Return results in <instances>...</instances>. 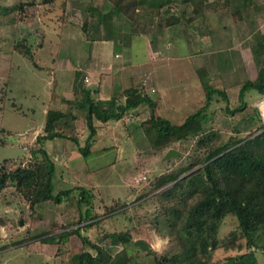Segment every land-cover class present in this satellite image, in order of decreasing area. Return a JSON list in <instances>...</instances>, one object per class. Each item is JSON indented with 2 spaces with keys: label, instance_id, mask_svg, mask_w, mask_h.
Here are the masks:
<instances>
[{
  "label": "rangeland",
  "instance_id": "rangeland-1",
  "mask_svg": "<svg viewBox=\"0 0 264 264\" xmlns=\"http://www.w3.org/2000/svg\"><path fill=\"white\" fill-rule=\"evenodd\" d=\"M25 1L0 0V125L10 130L9 135L4 134V144L0 146L1 163L13 158L17 166L34 164L31 149L38 145L37 136L44 133L47 111L60 106L53 99L54 95L62 93L60 82H54L53 70L61 55L64 65L58 76L73 75L83 82V73L89 71L85 73L93 84L97 73H105L113 67L115 82L107 87V93L134 82L158 101L157 113L172 123L182 122L204 105L207 90L200 76L204 73L208 83L227 93V98L219 92L213 93L205 107L211 114L210 125L218 129L224 139L234 134V125L264 98V93L252 88L246 92L248 106L244 111L232 114L227 109L241 104L239 92L243 82L254 80L264 64V53L258 62L254 50L264 32V0H251L248 7L243 6L242 0H232L233 11L243 10L244 18L239 21L228 11L211 7L223 0H209L210 6L193 23L172 26H166V18L171 12H177V8L159 7L157 0H144L134 22L122 15L112 18V3L108 0H66L65 4L63 0H34L39 4L36 14L22 20L24 12L19 6ZM186 8L191 14L192 7L187 5ZM85 21L88 22L86 28ZM130 32L131 39L128 38ZM107 34L113 37L104 42ZM27 47L33 52V58L20 49ZM115 51H118L117 61L110 62L109 68L104 62H109L108 58L114 57ZM199 70L203 71L200 75ZM65 84L63 89H70V85ZM76 87L81 89L78 84ZM67 106L73 111L78 108L70 104L62 107ZM151 112L149 106L131 110L120 120H109V125L94 117L101 137L97 142L92 141L85 155L81 152L87 168L73 175L55 162L53 193L72 189L69 197L61 194L64 197L61 203L47 200L37 204L31 213L30 200L23 194H12L14 185L0 192V264H79L80 252L97 253L88 240L115 253L121 245L111 243L110 239L100 240V237L106 232L125 229L131 230L133 240L144 238L152 249L164 251L169 238L159 235L147 219L159 209L157 199L152 194L143 202L137 198L150 189L154 177L192 160L195 139L154 148L141 126ZM100 122L104 126L99 128ZM83 123L77 132L82 133L81 145L86 146L91 129L87 119ZM170 147L181 153L165 159ZM24 157L25 161L20 162ZM83 188L85 200L80 201ZM116 203L125 206L108 213ZM87 208L98 215L99 221L91 227L83 226L88 222L85 220L71 226L70 223L85 219ZM79 225H82L80 232H71L62 243L53 239L58 234L50 235L51 239L46 238V241L33 238L51 230L61 232ZM237 228L236 216L228 215L221 221L217 235L222 240ZM19 240L23 241L19 243ZM245 248L244 240L219 247L210 260L242 264L236 254ZM256 254L257 264H264V249H256Z\"/></svg>",
  "mask_w": 264,
  "mask_h": 264
},
{
  "label": "trees",
  "instance_id": "trees-1",
  "mask_svg": "<svg viewBox=\"0 0 264 264\" xmlns=\"http://www.w3.org/2000/svg\"><path fill=\"white\" fill-rule=\"evenodd\" d=\"M108 1L112 3L110 10L112 18L122 15L134 22L144 0ZM157 1L159 7L167 5L171 9L177 8V12H171L167 16L166 26L184 22L191 24L209 5V0ZM231 1H217L211 7L230 12L236 21L243 19V10L237 8L233 11ZM65 2L66 0H63L64 4ZM250 2L251 0H242L245 7H248ZM187 5L192 7L191 14L187 13ZM19 7L24 12L20 19L28 20L36 14L39 4L34 0H27L21 2ZM87 24L85 21V28ZM132 35L130 32L128 38L131 39ZM112 37L107 34L104 38ZM20 49L25 55L33 58V52L29 47ZM254 50L256 60L260 62V55L264 53V32L256 41ZM35 64L43 67L38 62ZM199 72L200 75L203 71ZM200 76L207 90L206 101L180 123H172L158 114V101L139 86L122 87L108 100H95L89 97L86 117L91 132L86 146L81 145L77 132L76 121L79 114L73 110L50 108L47 111L44 133L37 136L38 145L31 149L34 164L17 166V161L13 158H6L4 162H0V192L9 185H14L15 190L12 194H23L30 200L31 213H34L37 204L44 201L61 203L64 197L71 195L72 189L61 190L58 194L53 193L56 163L45 148V140L56 136L70 138L78 144L80 151L85 155L96 134L94 117L103 121L121 119L132 108L149 106L152 112L141 122V126L154 148L195 139L192 160L186 165L154 177L150 189L137 198L138 201L148 200L152 194L157 199L159 209L153 215H148L147 219L159 235L169 238L167 246L163 252L152 249L145 250L142 254L136 240L132 238L130 229L115 230L104 233L100 240L110 239L111 243L121 245L118 251L111 253L97 242L84 237L96 247L97 253L80 252L79 264H220V260L215 262L210 260L213 251L222 246L234 245L240 240L245 241L246 248L240 254H236V257L242 264H257L256 249H264V120L258 108L253 105L252 112L244 114L232 128L234 134L224 139L222 133L210 125L211 114L205 107L212 99L213 93L219 92L225 98L227 93L208 83L204 73ZM252 88L264 93V64L260 66L254 80L247 79L243 82L239 92L241 104L231 110L227 108L232 114L246 109L248 102L245 95ZM241 132L245 134L240 135ZM4 134L9 135L10 130L0 125V146L4 144ZM24 161L25 157L20 160ZM173 181L175 183L172 186L158 191ZM81 191L83 195L80 201L85 200V189ZM63 193L67 196H61ZM124 206L125 204L116 203L109 208L108 213L121 210ZM85 215V219L72 222L70 225H77L85 220L88 222L83 226L91 227L99 221L98 215L93 214L90 208L85 210ZM228 215L236 216L238 228L220 240L217 235L218 229L221 221ZM66 227L68 226H64ZM81 227L82 225H79L61 232L51 230L33 238L40 237L46 241L50 235L58 234L57 238L53 239L62 243L71 232L79 233ZM27 239H31V236H27Z\"/></svg>",
  "mask_w": 264,
  "mask_h": 264
},
{
  "label": "crops",
  "instance_id": "crops-1",
  "mask_svg": "<svg viewBox=\"0 0 264 264\" xmlns=\"http://www.w3.org/2000/svg\"><path fill=\"white\" fill-rule=\"evenodd\" d=\"M227 31V29L225 30ZM104 42H107L108 40L105 39L103 40ZM114 43V42H112ZM113 48H115L114 46H112ZM118 51H115L114 53V57L108 58V61H105L104 63L108 66V64L110 65V62H112L113 60L117 61L116 55ZM63 56H59V59L57 61V65L55 66V69L53 70L54 72V82L55 81H59L61 89H63L65 86H63V83H66L65 85H70V89L68 90H61L62 93L54 95L55 97L53 98L54 101L56 103H60V106H57V108L55 109H59V110H63V111H69L72 110L71 106L70 108L67 106L65 109H63V105L64 104H70V105H75L77 106V110H75L74 112H77L79 114V117L76 121V125H77V129L81 128L83 126L84 119L86 121L87 117H86V112H87V103H88V98L89 97H93L95 100H108L110 99V97L112 96L113 93H115L117 90L116 89H111L110 93H107V87H109V85L114 84L115 80V76L114 73L115 72L113 69V67L110 68V66H108L110 69H106L107 71H105V73L99 72L97 73V78L93 80V84H91V79L89 78L90 76H88L89 74H86L89 71H85L84 74V81L80 82V77H75L73 75H71V77L67 76V74L63 77H60L58 75L61 74L63 66L62 64L64 63L63 60L64 58ZM112 59V60H111ZM112 64V63H111ZM64 65V64H63ZM67 71V70H66ZM69 72V70H68ZM82 74V75H83ZM88 77L89 80H86L85 77ZM63 80H66V82H61ZM79 81V82H78ZM109 81V82H108ZM78 85L81 86V89H79V87H76ZM133 86H137L134 84H131ZM73 86V87H72ZM122 88V87H120ZM110 90V89H109ZM119 90V88H118ZM54 109V108H53ZM144 109V107H139V108H132L131 110H142ZM100 120V119H99ZM113 120V119H110ZM115 120V119H114ZM120 120V119H119ZM88 121V120H87ZM101 122H104L107 125H109V120L107 121H103L100 120ZM100 122V123H101ZM99 125V128L102 127V123ZM117 123V122H116ZM87 125V124H86ZM96 125V124H95ZM103 125V126H104ZM98 126L96 127V135L95 138L93 140V142H97L99 137H101V134H98ZM82 136V133H79V137ZM81 143V141H80ZM45 148L47 149V151L49 152V154L51 155L52 159H56L57 161H55L57 163V166H61L63 171H69V173L75 175L76 173L83 171L85 168H87V164L85 161V156L81 153L78 144L73 141L70 138L67 137H61V136H56L53 138H48L45 140ZM65 175V172H63Z\"/></svg>",
  "mask_w": 264,
  "mask_h": 264
},
{
  "label": "water",
  "instance_id": "water-1",
  "mask_svg": "<svg viewBox=\"0 0 264 264\" xmlns=\"http://www.w3.org/2000/svg\"><path fill=\"white\" fill-rule=\"evenodd\" d=\"M181 153V151L177 148H174V147H170L165 155V159H169L171 157H177L179 154ZM175 183V181L169 183L168 185L164 186L163 188H161L160 190H158L159 192L160 191H163L164 189L172 186L173 184ZM21 224H23V219H21ZM136 243L138 244V246L140 247V249L142 251H145V250H152V246L150 245V243L145 240L144 238H138L136 239Z\"/></svg>",
  "mask_w": 264,
  "mask_h": 264
},
{
  "label": "built area",
  "instance_id": "built-area-1",
  "mask_svg": "<svg viewBox=\"0 0 264 264\" xmlns=\"http://www.w3.org/2000/svg\"><path fill=\"white\" fill-rule=\"evenodd\" d=\"M256 107L258 108L260 115L264 118V98H260L256 102Z\"/></svg>",
  "mask_w": 264,
  "mask_h": 264
}]
</instances>
